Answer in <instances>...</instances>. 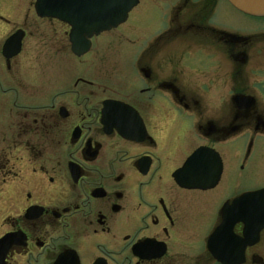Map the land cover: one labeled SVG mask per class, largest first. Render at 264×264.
<instances>
[{
	"label": "flooded vegetation",
	"instance_id": "1",
	"mask_svg": "<svg viewBox=\"0 0 264 264\" xmlns=\"http://www.w3.org/2000/svg\"><path fill=\"white\" fill-rule=\"evenodd\" d=\"M29 38L0 45V264H264L233 204L264 187V16L139 0L25 83Z\"/></svg>",
	"mask_w": 264,
	"mask_h": 264
},
{
	"label": "water",
	"instance_id": "2",
	"mask_svg": "<svg viewBox=\"0 0 264 264\" xmlns=\"http://www.w3.org/2000/svg\"><path fill=\"white\" fill-rule=\"evenodd\" d=\"M228 1L248 14L264 15V0ZM137 2L138 0H36L34 8L40 17L55 18L66 23L70 27L68 37L72 51L78 49V53H83L92 35L119 25ZM14 40L15 36L9 37L3 50L11 48ZM235 203L238 204L239 212L244 214L247 211L244 216L249 218L248 225L264 221V189L243 194ZM257 229H260V225Z\"/></svg>",
	"mask_w": 264,
	"mask_h": 264
},
{
	"label": "rangeland",
	"instance_id": "3",
	"mask_svg": "<svg viewBox=\"0 0 264 264\" xmlns=\"http://www.w3.org/2000/svg\"><path fill=\"white\" fill-rule=\"evenodd\" d=\"M7 3V1H3V4ZM11 2H8V4H10ZM33 4L34 1H32L29 4V11L26 9L28 8L27 2L26 1H22L21 4L18 2V7L19 8V13L20 15L23 13V9L25 11H27V15L28 17H25V20H23V18L16 13V9H14V7L10 6V11L8 13H6L5 17L8 18L10 21L12 20V24H4L2 22H0V30H5L4 32H7L5 34H1L0 33V45L1 42L3 40V38L8 34V32H11L15 27H17L18 25L22 24L26 26V30L28 31V36H30L29 40L30 42H36L32 51H33V59L31 57V61L29 64L25 63L23 69H22V73L24 74V78L26 79V82H29V77L31 75V73L33 72H37L38 70V62H39V53L41 52V58H44L45 61H47L48 59H54L56 57H61V58H69L70 56H72L70 54L69 51H64L62 52V54L58 53V49L56 48V45L58 42H62V44H64L65 42L68 43V36L66 34L67 31V27L64 26L63 24H60L59 22H56L55 20H46V19H37L35 16V12H34V8H33ZM14 10H15V14H14ZM14 16V17H12ZM3 26V28H2ZM120 30H116L115 34L122 35L120 33H118ZM121 32V31H120ZM123 33V32H121ZM113 34L114 36L111 35V37H116V35ZM65 40V42H64ZM113 42H115L114 40H111ZM29 42V41H27ZM66 45V43H65ZM119 45V44H118ZM118 56L119 55V51H118V46L115 45V43L113 44V46L110 48L109 50V54H105L104 56ZM50 62V60H49ZM3 67V66H2ZM51 69H47V72L50 75H53V73L55 72V68L50 67ZM59 69V70H58ZM57 70L60 72H65L64 69L58 68ZM3 71L5 72L4 68ZM3 72V73H4ZM35 78L37 79V77L35 76ZM36 83V82H34ZM30 87V86H29ZM36 89L35 87H32ZM260 162V161H259ZM264 164V162H261ZM262 167V166H261Z\"/></svg>",
	"mask_w": 264,
	"mask_h": 264
}]
</instances>
